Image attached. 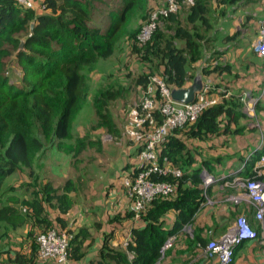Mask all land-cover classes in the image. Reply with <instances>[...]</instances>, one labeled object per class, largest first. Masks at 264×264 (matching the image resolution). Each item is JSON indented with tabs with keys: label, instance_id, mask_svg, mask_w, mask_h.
Instances as JSON below:
<instances>
[{
	"label": "trees",
	"instance_id": "1",
	"mask_svg": "<svg viewBox=\"0 0 264 264\" xmlns=\"http://www.w3.org/2000/svg\"><path fill=\"white\" fill-rule=\"evenodd\" d=\"M107 1L42 0L41 4L36 1L35 9H27L18 0H0V246L10 233L24 230L26 236L22 249L0 251V260H6L2 263L40 264L36 237L52 229L68 233L69 259L74 264H82L87 259L86 244L94 243L87 228H70L67 216L75 206L73 194L77 193L73 182L69 180L64 187H56L42 173V166L48 145L56 147L55 143L62 144L70 138L73 119L89 100L90 75L100 62L116 53L128 20L136 11L143 12L145 8V0H121L122 8L110 14L108 27L102 29L94 22L95 13ZM167 3L168 0H163L147 10L142 26L157 11L167 7ZM242 3L243 0H196L190 8L182 6L167 17L160 15L157 29L146 44L138 40L141 26L133 36L132 54L155 75H140L136 79L137 86L144 88L142 98L155 77L162 79L173 91L188 88L199 77L231 73L229 64H220L219 60L217 65L209 61L201 68L197 65L206 59L208 49L204 45L220 40V33L211 22L214 6L222 17H227L233 11L231 8L236 9ZM31 24L35 25L32 34ZM240 35L236 32L234 36L224 37L222 42H236ZM22 42L24 48L19 50ZM255 52L253 48L252 53ZM13 59L21 68L18 84L12 83L9 77V62ZM262 64L264 66L263 60ZM155 89V102H161ZM125 91V87L115 88L112 84L97 90L90 99L97 119L94 130L118 132L110 104L119 100ZM213 94L220 98V103L207 109L195 123L170 134L163 146L161 160L166 159L182 175L155 174L153 177L174 186L172 198L159 197L153 201L146 212L140 214L141 225H136L135 212L114 218L111 223L119 222L122 226L134 222L127 246L115 248L113 235L106 234L96 258L89 264H158L166 241L173 236L179 237L186 227H194L196 215L206 203L202 174L215 172L210 161L196 168L190 143L236 137L249 130L244 123L248 119L244 92L227 90L220 95L215 88ZM262 108L264 105L260 101L255 110L260 113ZM154 117L157 123L163 122L157 110ZM125 136L129 140L126 128ZM129 142L138 155V149ZM83 146L80 145L82 150ZM36 154H40V160L36 159ZM263 154L264 143H261L250 157L246 177H254V165ZM25 169L29 171V181L17 188L10 182ZM125 171L133 176L140 169L126 165ZM21 192H25V197ZM207 194L212 196V188ZM241 208L238 215L245 214L253 228L259 230L252 208L248 205ZM171 213L175 216L174 222L167 227L166 217ZM208 241L195 227L191 244L205 247Z\"/></svg>",
	"mask_w": 264,
	"mask_h": 264
},
{
	"label": "rangeland",
	"instance_id": "2",
	"mask_svg": "<svg viewBox=\"0 0 264 264\" xmlns=\"http://www.w3.org/2000/svg\"><path fill=\"white\" fill-rule=\"evenodd\" d=\"M162 1L145 0L144 11H136L130 17L125 33L119 40L116 53L109 60L100 62L98 69L90 75L89 100L75 115L70 138L62 144L55 143L56 147L48 145V149L44 154L42 173L46 178L59 188L64 187L71 180L77 188V193L73 194L75 206L67 219L71 229L87 228L94 240L91 246H89L90 242H87L86 251L88 256L82 264H89L90 260L96 258L106 234L113 235L114 247L121 249L128 238L131 226L134 224V222H130L122 226L119 222L111 223L114 218L125 217L128 212H131L122 180L128 174L125 171L126 165L136 166L137 164L136 151L125 136L129 113L135 105L140 103L144 93V88L137 86L136 79L140 75L155 76L152 75L148 65L142 64L137 56L132 54L133 36L138 33L145 22L143 19L145 12ZM254 1L243 0V3L239 5V9L230 13L229 17L231 19L222 17L218 10L213 11L211 22L214 29L219 31L218 37L220 40L204 45L205 49H208L206 59L197 65L201 68L206 66L208 61L213 63L217 60L220 61V64H229L231 73L225 75L224 79L216 74H212V77L207 79L211 80L210 82L220 95L227 90L243 91L245 96H249L246 100L247 104L250 101L252 102L254 97L259 96V91L262 90L261 94L264 93L262 59L252 55H258L257 52L252 53V49L255 48L259 36V23L255 20L248 22L250 20L248 15L254 18L253 15L258 14L260 16L258 17L259 20L264 17V4L254 3ZM121 8V0H108L106 5L98 7L94 22L102 29H106L110 23V14ZM185 15L184 13L182 16L183 22ZM231 20H235L236 23L233 25ZM237 31L249 35L245 36L246 39L238 37L236 42H222L223 37L233 36ZM214 35L209 34V36ZM224 53L227 55L226 60L223 59ZM248 63L253 64L251 66L253 67L252 70H247ZM256 75H261L260 82H263V85L259 86V82H256L258 85L253 84L251 78ZM9 77L12 83H20L21 68L14 59L9 62ZM236 79L241 80V86L232 85L233 82H238ZM109 84H112L115 88L123 86L126 89L119 100L110 104L111 113L118 129L117 133H109L105 129L94 130L97 119L90 99L100 87ZM262 103L264 105V97ZM252 104L253 102L249 106L250 109L247 108V105L245 106L248 119L244 123L249 130L244 135L210 138L206 142L195 140L190 143L191 154L197 161L196 168H201L204 161H210L213 164L215 174L204 171L202 180L207 175L217 179L225 177L229 171L236 170L239 167L242 158L247 157L261 143H264V108H262V112L257 113L255 108L254 111L251 110L253 108ZM80 145H84L83 150ZM35 157L40 160L41 156L36 154ZM28 172L25 169L22 174H17L10 183L19 188L23 182L29 181ZM212 186L213 194L212 196L209 195L210 198L213 196L219 197L226 191L228 192L229 189L231 190L228 193L236 192L235 188L223 187L222 189L221 184L218 183ZM21 194L25 197V192H21ZM227 204L234 206L231 203ZM218 205L220 203L214 207ZM170 217L169 214L168 220L171 219ZM139 218L134 219L137 221L136 225L142 224L138 221ZM194 228L195 225L194 227H186L185 234H193ZM207 233V237L211 238L210 231ZM224 234L217 239L211 238V241H219ZM25 238L24 230L10 233L9 238L1 244L0 251L11 250L14 252L22 249L25 247ZM177 242L178 239L175 245ZM260 245L264 251V245ZM210 258L212 260V257ZM2 260L6 262L2 258L0 264H6L2 263ZM169 261L171 262V259Z\"/></svg>",
	"mask_w": 264,
	"mask_h": 264
},
{
	"label": "built area",
	"instance_id": "3",
	"mask_svg": "<svg viewBox=\"0 0 264 264\" xmlns=\"http://www.w3.org/2000/svg\"><path fill=\"white\" fill-rule=\"evenodd\" d=\"M36 1L40 4L42 0H18V3L27 9H35ZM196 0H168L167 7L157 11L150 21L142 27L138 36L141 44L149 42L157 29V20L160 15L167 17L170 13H176L184 6L190 8L195 5ZM258 39L255 51L264 61V19L258 21ZM214 65L218 61L213 62ZM160 94L162 101L155 102L154 95ZM213 84L204 79L203 87L196 94L195 100L190 104H180L174 101L172 90L167 88L165 82L157 77L152 78L149 89L141 102L131 109L129 122L126 126V135L138 149L137 165L140 171L133 176L129 173L123 180L122 185L130 204L131 212L139 217L146 212L147 208L157 198H172L175 188L172 184L161 183L153 176L159 174L164 176L181 177V171L174 168L166 159L161 160V152L167 138L176 130L182 129L195 123L200 116L209 108L217 106L220 98L213 94ZM247 99L249 96H245ZM264 93L252 99L251 110L258 102L262 101ZM250 101L247 108L250 109ZM158 111L163 117L162 123H157L154 112ZM249 156L245 159L239 170L228 173L225 177L215 178L211 175L203 179L206 203L202 208L214 206L216 202L207 194L208 189L215 183L222 184L226 188H235V193L224 197L222 203H231L235 207L248 205L253 210V219L259 223V230L253 228L247 216L242 214L227 229L219 241H211L207 250L210 257L215 259V264H234L235 250L246 242L259 241L264 245V154L260 156L253 168L254 177H246L248 171ZM204 173L202 174V177ZM231 190V189H230ZM69 235L67 232H58L52 229L37 237L38 254L40 264H74L69 259ZM176 237L169 238L162 247V256L173 248ZM128 244V239L123 243Z\"/></svg>",
	"mask_w": 264,
	"mask_h": 264
},
{
	"label": "crops",
	"instance_id": "4",
	"mask_svg": "<svg viewBox=\"0 0 264 264\" xmlns=\"http://www.w3.org/2000/svg\"><path fill=\"white\" fill-rule=\"evenodd\" d=\"M255 2L264 4V0H255L254 3ZM237 9H239V6L236 7V9L231 8V10H233L231 12H235ZM215 10L220 11L218 8H216V6H214V11ZM230 13H228L227 17H224V18L229 19ZM253 16L254 18L251 15H248L249 18H252L249 21L251 20L259 21L258 17L260 16L258 14H255ZM262 19H264V17ZM231 21L233 25L236 23L235 20H231ZM248 35L249 34H241L239 38L246 39L245 36H248ZM227 36H230V35H227ZM247 41H250V40H247ZM231 42L233 41H230L229 43ZM253 56L257 57L258 55L254 54ZM223 59L225 60L227 59V55L225 53H224ZM248 65L249 66H247V70H252L253 67L251 66L253 64L248 63ZM228 74L230 73L225 72L223 75H221V78L224 79V76ZM211 77H212V74L204 77V79L209 80L207 78H211ZM237 77L239 76L237 75ZM260 77L261 75H256L254 78H251L252 79L251 81L253 82V84H255L256 82H259V86L261 84L263 85V82H260L261 81ZM236 81L238 82H233L232 85L234 86L242 85L240 79L238 80L236 79ZM247 84H250V83H247ZM256 85H258V83H256ZM261 91H259V95L261 94ZM213 199L215 200L216 204L220 203V205L216 207L208 206V207L203 208L202 209L203 211L202 210L199 211L198 214L196 215L195 224H194L195 227L198 228L202 236L209 240L208 243H210L212 239H217L222 234H224L226 230L235 222V220L239 216H241L238 214L240 210L242 209L241 207L245 206L243 205L240 207H234L232 205H228L227 203H222V200L224 199V194H221L219 197L214 196ZM170 215H171L170 220H168L167 218L168 216L166 217L167 227H170L172 223L174 222V218H175L174 214L171 213ZM207 230L210 231V234H212V237H211L212 239L210 237H207L208 235ZM184 234H185V231L182 232V234L179 235V237L177 236L176 238V240L178 239L177 244L175 245L176 243L175 241L173 248L166 252V254L160 259L158 264H166V263H169V264H215V259L212 258L211 260V258L209 257L211 253L207 250V247H208L207 245L205 247L201 244L193 245L191 244V241L194 238V233L185 234V235ZM170 259H171V262L169 261ZM234 264H264V251L260 243L258 241H251V242H246L244 243V245L240 246L236 251V260Z\"/></svg>",
	"mask_w": 264,
	"mask_h": 264
},
{
	"label": "water",
	"instance_id": "5",
	"mask_svg": "<svg viewBox=\"0 0 264 264\" xmlns=\"http://www.w3.org/2000/svg\"><path fill=\"white\" fill-rule=\"evenodd\" d=\"M34 24H31V34L34 31ZM24 48V42L21 43L20 49L22 50ZM203 87V78L199 77L196 79V81L185 89L180 90H173L172 91V97L175 102L180 104H190L193 103L195 100L196 94L202 90Z\"/></svg>",
	"mask_w": 264,
	"mask_h": 264
},
{
	"label": "clouds",
	"instance_id": "6",
	"mask_svg": "<svg viewBox=\"0 0 264 264\" xmlns=\"http://www.w3.org/2000/svg\"><path fill=\"white\" fill-rule=\"evenodd\" d=\"M248 156H249V158H250V157L252 156V153H251L250 155H248ZM248 156H247V157H248ZM247 157H245V159H246ZM249 160H250V159H249ZM244 161H245V160H244ZM244 161H242V162L240 163L239 167H238L236 170H239V168L242 166V164H243ZM248 162H249V161H248ZM248 162H247V163H248ZM247 167H248V165H247ZM233 171H235V170L229 171L228 173L233 172ZM228 173H227V174H228ZM227 174H226V175H227ZM221 178H222V177H221ZM221 186H222V184H221ZM210 188H213V186H211ZM229 191H230V189H229ZM229 191H228V192H229ZM228 192L226 191V193H223V194H224V197L227 196L228 194H230V193H228ZM213 197H214V196H213ZM213 197H212V199H213ZM213 200H214V199H213ZM214 201H215V200H214ZM215 205H216V204H215ZM215 205H214V206H215ZM201 210H202V209H201ZM185 230H186V229H185ZM175 237L177 238V236H175ZM175 241H176V240H175ZM258 242H259V241H258ZM174 243H175V242H174ZM210 243H211V242H210ZM259 243H260V242H259ZM208 245H209V244H208ZM173 246H174V245H173ZM241 246H242V245H241ZM236 249H237V248H236ZM162 257H163V256H162ZM162 257H161V258H162ZM235 259H236V257H235ZM158 263H159V262H158Z\"/></svg>",
	"mask_w": 264,
	"mask_h": 264
}]
</instances>
